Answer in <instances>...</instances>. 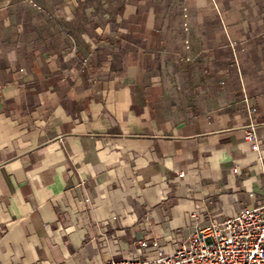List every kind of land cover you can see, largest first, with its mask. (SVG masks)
<instances>
[{
	"label": "crops",
	"instance_id": "crops-1",
	"mask_svg": "<svg viewBox=\"0 0 264 264\" xmlns=\"http://www.w3.org/2000/svg\"><path fill=\"white\" fill-rule=\"evenodd\" d=\"M20 6L0 12V264L150 259L262 199L264 0Z\"/></svg>",
	"mask_w": 264,
	"mask_h": 264
},
{
	"label": "built area",
	"instance_id": "built-area-1",
	"mask_svg": "<svg viewBox=\"0 0 264 264\" xmlns=\"http://www.w3.org/2000/svg\"><path fill=\"white\" fill-rule=\"evenodd\" d=\"M252 129L253 123L246 124L243 139L257 149ZM138 243L144 245L146 240L140 238ZM149 243L155 251L153 258H110L104 264H264V194L259 202L244 204L222 220L194 223L184 240L169 250L153 238Z\"/></svg>",
	"mask_w": 264,
	"mask_h": 264
},
{
	"label": "rangeland",
	"instance_id": "rangeland-1",
	"mask_svg": "<svg viewBox=\"0 0 264 264\" xmlns=\"http://www.w3.org/2000/svg\"><path fill=\"white\" fill-rule=\"evenodd\" d=\"M37 0H0V12H1V18H4L3 12L10 13L9 15L15 16V18H19L23 15V13L28 12L26 11L22 6H20L23 2H36ZM41 1V0H39ZM51 1V0H47ZM9 17V16H7Z\"/></svg>",
	"mask_w": 264,
	"mask_h": 264
}]
</instances>
